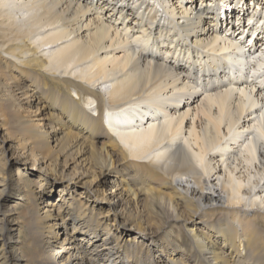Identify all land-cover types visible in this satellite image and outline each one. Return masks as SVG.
I'll list each match as a JSON object with an SVG mask.
<instances>
[{
  "label": "bare ground",
  "instance_id": "1",
  "mask_svg": "<svg viewBox=\"0 0 264 264\" xmlns=\"http://www.w3.org/2000/svg\"><path fill=\"white\" fill-rule=\"evenodd\" d=\"M256 33L264 35V0H0V129L26 138L54 177L98 196L105 182L116 203L141 206L143 222L127 217L136 234L114 235L136 264L155 237L164 254L189 260L166 255L171 264H264ZM1 178L0 195L10 184ZM13 189L29 209L36 251L43 232L58 236L63 210L46 200L51 209L39 213L34 189L23 181ZM12 215L1 217L0 264H26V242L12 243L11 232L23 222ZM63 241L70 254L82 248ZM74 262L85 264H65Z\"/></svg>",
  "mask_w": 264,
  "mask_h": 264
},
{
  "label": "rangeland",
  "instance_id": "2",
  "mask_svg": "<svg viewBox=\"0 0 264 264\" xmlns=\"http://www.w3.org/2000/svg\"><path fill=\"white\" fill-rule=\"evenodd\" d=\"M5 56L7 55L4 54V57ZM16 92L17 96L18 94H21L18 93V91H15V93ZM26 107L28 110L34 111L35 109L32 105ZM5 132L4 129H0V146H3V148H0V163H2L0 166V184H2V186L0 185V190L5 181H2L3 178H1V176H8V178H10L8 181L10 184L6 189V192L0 195V203L2 204L1 212H3L0 213V223H2L1 217L4 213L13 214L12 217H18L22 220V227L18 228L19 230L13 229L11 232L13 233L12 243L16 240H21L22 243L26 242V246L23 244L20 248L21 250H24V254L27 257L26 264H47L48 259L53 261V263L50 264H65L67 258L85 264H93V262H96L95 264H119V260L123 262L121 264H136L131 260V257L125 255L123 247L118 243L120 238L117 240L114 235L117 233V230H121L123 235H125V233L128 235L136 234V231L129 229L133 222H128L127 217L142 219L143 222L146 215L141 213V206L126 202H121L120 204L116 203L115 199H111L112 197L108 193L109 189H107L109 186L105 182H103L102 186H99L98 190L100 196H98V194L90 190L86 185H80L81 183H73V181L63 179L59 175H57L59 176V179H55L57 176L54 177L48 170L50 166L48 164L49 161H47L46 158L44 159L43 154L41 153L36 152L32 154V151L28 146L29 141L26 138L23 136L21 137L18 134L20 140H17L13 136L9 137ZM71 166H66V168L68 167L67 170L71 169ZM108 177H111V174ZM116 179L117 178L112 175L111 180ZM111 180L110 183H112ZM21 181L34 189V193L37 196L36 205H38L39 213L46 208L51 209L52 205L53 208H62L61 210H63L62 215L56 216V219L54 220L58 224V236L54 237L53 233L51 235L50 233L43 232L41 235L42 241L39 243L36 251L29 246L32 242V236L26 231L28 224L24 221L29 220V209L25 204V199H22L21 197L22 192H14L13 189V187ZM46 186H48L49 189H47L50 190L49 192L51 194L42 192L43 187ZM101 189H103V191H101ZM58 196L62 198L61 201H56ZM46 200L52 201L54 204L51 205L50 203L46 205ZM21 204H24V207L21 206ZM79 209H84L86 211L81 213ZM101 209L103 213H99ZM90 210L94 213H98L96 214V218L100 220L98 226H96V220L93 217H91L93 219L90 218ZM104 211H107L110 216H104ZM44 214L45 213H43V215ZM107 222H109L108 227L111 228L109 231L105 229V223L107 224ZM9 226H11V224H9ZM115 228L117 229L115 230ZM94 232L98 233V236H94L96 234ZM137 235H139V233ZM145 236H148V233H146ZM64 238L66 240L69 238L71 239L70 242L73 243H70V245L72 246L75 244L72 247L76 248L82 245L83 249L79 248L77 251L72 250V254L68 253L64 250L65 243L67 242L64 243ZM157 239L158 238L155 237L151 242L144 241V246L146 244L145 247L149 248L150 253L149 255L143 256L145 262L142 260L137 264H171V262L168 261V257L171 256V254V257L173 258L180 259L182 262L186 261L182 255H176L171 252L164 254V251L162 250V245L164 244H161ZM103 247H105V249H103ZM9 251L12 254H17L20 250L10 247ZM101 252V257H98L97 254ZM166 255L168 257H166ZM76 258L79 259L76 260ZM86 258H89L92 261L90 260L89 263H86ZM106 258L108 259L106 260ZM152 259L154 260L153 262ZM14 262L21 264L23 261L14 260ZM188 262L189 260L186 261V263ZM74 264L76 263L74 262Z\"/></svg>",
  "mask_w": 264,
  "mask_h": 264
}]
</instances>
